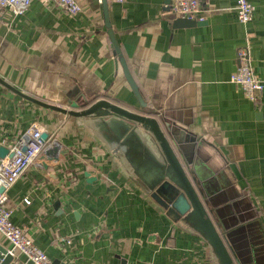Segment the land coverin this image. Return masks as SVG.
Segmentation results:
<instances>
[{"label": "crops", "instance_id": "1", "mask_svg": "<svg viewBox=\"0 0 264 264\" xmlns=\"http://www.w3.org/2000/svg\"><path fill=\"white\" fill-rule=\"evenodd\" d=\"M77 1L81 10L74 14L41 0H30L16 17L5 11L0 78L60 107L107 100L184 130L183 141L171 144L184 162L205 166L196 190L227 254L218 256L201 233L172 219L83 118L41 106L0 83V147L32 122L57 131L63 145L58 158L39 156L9 188L12 223L53 264H241L236 253L242 246H236L243 239L264 246V89L253 102L230 76L238 67L237 50L247 46L264 82V0H249L253 16L244 24L234 0H198L204 19L190 25L175 24L165 9L169 0H106L119 55L102 0ZM0 246H11L1 233ZM262 253L252 255L262 261Z\"/></svg>", "mask_w": 264, "mask_h": 264}, {"label": "water", "instance_id": "2", "mask_svg": "<svg viewBox=\"0 0 264 264\" xmlns=\"http://www.w3.org/2000/svg\"><path fill=\"white\" fill-rule=\"evenodd\" d=\"M102 8L108 36L112 42L114 52L119 55V47L107 16L106 0H102ZM196 23L198 21L185 19H177L175 22L179 25ZM120 65L137 101L144 106L145 102L126 63L122 60ZM0 83L41 106L83 118L94 137L114 157L120 160L123 171L134 177L137 183L150 194V197L157 204L166 210V213L172 219L175 221L180 220L189 228L201 233L210 241L218 256L227 254L224 237L221 238L218 234L197 194L196 185L201 180L202 174L200 171L204 170L205 166L199 160L184 162L180 151L173 149L171 144L177 145L183 141L184 130L177 129L173 123L163 121L161 117L133 113L107 100H99L84 109L77 108L87 104L86 100L82 104L73 101L70 103V108H64L25 94L2 78H0ZM46 135L47 133L43 132L41 137L45 138ZM7 152L8 148L0 147L1 157ZM243 240L244 244L236 246L240 249L242 246V250H238L236 253L241 264H264V246L255 248L248 239ZM232 247H235V245ZM261 249L263 259L259 261L260 257L256 258L252 253L254 254ZM0 258L2 264H8L11 260L7 250L1 246Z\"/></svg>", "mask_w": 264, "mask_h": 264}, {"label": "built area", "instance_id": "3", "mask_svg": "<svg viewBox=\"0 0 264 264\" xmlns=\"http://www.w3.org/2000/svg\"><path fill=\"white\" fill-rule=\"evenodd\" d=\"M123 3L125 0H114ZM43 4L53 2L69 14L81 10L77 0H41ZM237 20L246 23L253 16L254 7L249 0H234ZM30 0H0V18L5 11L16 17L23 14L29 7ZM166 12L173 19L202 21L198 0H169L165 4ZM238 67L230 76V81L237 84L245 97L255 102L264 89L251 65L247 46L237 50ZM47 133L42 138V133ZM8 152L0 158V233L10 242L7 250L11 256L8 264H53L47 254L26 236L10 219V209L7 207L8 190L26 170L37 162L38 157L54 159L60 156L62 143L57 138V131H49L38 122H32L24 131L18 134L7 146ZM18 254L24 260L17 259Z\"/></svg>", "mask_w": 264, "mask_h": 264}, {"label": "trees", "instance_id": "4", "mask_svg": "<svg viewBox=\"0 0 264 264\" xmlns=\"http://www.w3.org/2000/svg\"><path fill=\"white\" fill-rule=\"evenodd\" d=\"M90 102L95 103V102H97V101H95V99H93V100L89 101L87 104H83V105L80 107V109H84V108H86L87 106L91 105L92 103H90ZM218 234H219V235L221 236V238H222V234H221V233H218Z\"/></svg>", "mask_w": 264, "mask_h": 264}]
</instances>
